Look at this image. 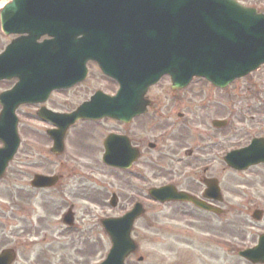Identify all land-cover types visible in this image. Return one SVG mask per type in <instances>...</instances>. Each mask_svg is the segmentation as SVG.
I'll list each match as a JSON object with an SVG mask.
<instances>
[{
	"label": "water",
	"instance_id": "obj_1",
	"mask_svg": "<svg viewBox=\"0 0 264 264\" xmlns=\"http://www.w3.org/2000/svg\"><path fill=\"white\" fill-rule=\"evenodd\" d=\"M24 4L29 8L21 12L9 6L3 20L6 32L29 35L0 56V78L21 77L16 88L0 97L5 109L0 117V139L4 142L0 148V176L19 145L15 106L40 100L44 90L32 89L37 83H55L51 87L73 84L75 79L69 80L71 72L64 71L70 65L74 71L81 66L84 72L85 63L92 58L104 69L112 63L126 64L132 70L131 77L144 78V83L133 85L136 89L139 85L137 92H142L132 102L125 100L121 90L117 97L104 101L96 96L71 114L41 112L42 117L59 126L50 131L56 153L63 149L65 131L79 118L110 115L127 119L134 114L131 110L140 113L144 109V91L165 73L171 74L176 87L195 75L226 85L264 62V15L236 0H25ZM45 33L53 39L37 43ZM63 72L67 73L63 76ZM117 76L123 83L122 73ZM106 146L107 163H127L123 137L112 136ZM55 180L37 176L33 183L48 186ZM151 193L161 201L190 199L173 187ZM142 211V206L137 205L121 218L103 221L112 248L101 264H125L126 257L137 247L131 230ZM70 217L66 216L67 222H71ZM241 255L254 263H264V237L258 246ZM11 258L5 252L0 262L8 263Z\"/></svg>",
	"mask_w": 264,
	"mask_h": 264
},
{
	"label": "flooded vegetation",
	"instance_id": "obj_2",
	"mask_svg": "<svg viewBox=\"0 0 264 264\" xmlns=\"http://www.w3.org/2000/svg\"><path fill=\"white\" fill-rule=\"evenodd\" d=\"M10 1L4 0L0 8V31L2 32L0 35L9 39L0 49V53L20 36V34H6L3 30L1 12L3 6ZM17 9L18 7L15 8ZM15 13L17 14V11ZM47 38L43 36L41 40ZM87 69V76L83 81L70 88L55 87L48 91L43 104L33 105L37 108V112L43 107L46 112L57 115L65 114L76 110L97 92L110 96L117 93L119 81L107 74L97 61H89ZM112 69L119 72L118 65L112 66ZM123 70L126 72V67L123 66ZM77 73L78 71L73 72V76ZM127 74H129V69H127ZM165 79H168L170 83L168 93L163 96L160 93H154V90ZM205 81L209 87L212 86L217 90L216 95L189 92L193 81L185 88L174 87L171 78L163 76L144 92L142 99L146 109L138 115L124 121L103 118L81 122L73 132L71 131L70 135L76 138L82 131L81 126L97 131L92 137V144L96 151V160L101 163H103L107 137L112 134L122 135L129 147L127 156L129 155V158L134 154L137 156L132 166L124 172L127 177L146 180L150 175L164 176L172 171L177 175H185L186 187H180L177 178L172 177L167 182L174 181L179 189L185 190L207 206L200 208L194 202H187V213L190 218L187 225L204 230L210 226L216 227L217 234L204 233L209 238L207 241H212L213 244L218 245L219 249V246L222 247L224 244L227 224H242L240 220L242 219L244 226H247L253 213H257L259 217L256 219V224L264 222V65L249 75L236 79L226 87H217ZM0 82L11 84L0 91L2 93L14 87L19 82V78L12 77L11 80ZM111 85L116 86L114 91L108 89ZM42 87L37 83L32 89L39 90ZM77 88L85 91V98L80 100L74 109H59L64 108V105L60 104L58 101L60 98L56 96ZM124 96H130L129 88ZM22 107L24 106L19 109ZM1 108L2 106L0 111ZM46 125L49 127V124ZM184 131H187L186 137L184 136L185 140L182 135ZM171 137L174 141L169 143L170 151H164V154L173 157L172 160L180 164L175 168L166 167V164L160 163L156 157L162 154L161 141L168 142ZM233 152L237 154H234L232 158L241 160L242 167L229 163L228 155ZM162 170L165 171L162 173ZM147 172L150 175H146ZM1 182L0 180V184ZM137 194L141 197L145 196L142 192ZM14 201L16 200L11 192L10 207L3 209L0 207V252L12 249L17 254L19 240L16 231L17 211ZM118 203H120L119 195ZM233 213L236 217L230 218L229 215ZM42 220H37L41 226L33 221H26L27 232L32 236L26 237L27 243L20 241L21 243L34 244L40 235H42L41 241L48 238L45 232L48 221L47 223L44 221L42 225ZM262 231L264 232V229ZM222 249L224 250V247ZM16 260L11 264H15Z\"/></svg>",
	"mask_w": 264,
	"mask_h": 264
},
{
	"label": "rangeland",
	"instance_id": "obj_3",
	"mask_svg": "<svg viewBox=\"0 0 264 264\" xmlns=\"http://www.w3.org/2000/svg\"><path fill=\"white\" fill-rule=\"evenodd\" d=\"M239 1L264 11V0ZM8 41L7 37L0 35V49ZM10 85V82H0V91ZM210 87L204 79L195 78L189 92L216 95L217 90ZM115 88V85L108 87L110 91ZM169 88L170 83L165 79L154 93L163 96L168 93ZM56 98H60L58 101L64 105V108L58 107L59 109H74L76 104L85 98V91L77 88ZM36 111L37 108L32 106L19 109L22 145L11 162L6 179L0 184V207H10L12 192L16 200L13 203L16 204V231L19 243L24 240L26 242V237L32 236L27 232V222L33 221L39 226L40 222L37 220L41 219L42 225L44 221H48L45 231L48 238L41 241L40 235L34 244L18 243V258L15 264H31L34 261L38 264H97L106 257L111 246L110 238L99 222L100 218L119 214L137 199L135 194L142 192L147 195L148 187L164 183L172 177L179 180L180 187H186L185 175H177L173 171L164 176L158 174L156 177L147 172L146 175L150 177L139 180L107 168L96 160L92 137L97 131L86 126H81L82 131L76 138H70L66 154H52V142L46 134L48 126L38 119ZM186 133L187 131L182 133L183 140ZM171 141H174L172 137L168 142L161 141L162 154L156 157L160 163L166 164V167L175 168L180 164L175 163L173 157L164 154V151H170ZM165 170H162V173ZM36 171L60 173L64 177L54 189L33 190L30 187V179ZM113 192L120 196V203L114 208L109 202ZM71 204L75 206L78 229L65 227L62 220L63 214ZM145 207V214L136 220L133 228V237L139 248L127 257V264H252L241 258L237 250L251 246V243L257 240V234L264 229V222L245 227L240 219L242 224L227 225L223 250L221 246L218 249V245L212 241L208 242L209 238L204 233L217 234L216 227L210 226L205 231L200 227L192 228L187 225L190 218L186 205H159L146 198ZM229 217L235 218L236 214L233 213ZM140 255L144 256L143 261H139Z\"/></svg>",
	"mask_w": 264,
	"mask_h": 264
},
{
	"label": "bare ground",
	"instance_id": "obj_4",
	"mask_svg": "<svg viewBox=\"0 0 264 264\" xmlns=\"http://www.w3.org/2000/svg\"><path fill=\"white\" fill-rule=\"evenodd\" d=\"M2 2H3V1H0V8L2 7ZM19 12H20V11H19Z\"/></svg>",
	"mask_w": 264,
	"mask_h": 264
}]
</instances>
